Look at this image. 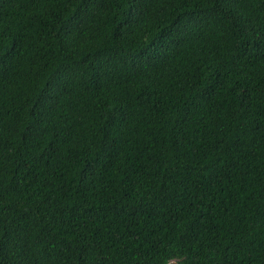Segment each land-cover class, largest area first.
<instances>
[{"label": "trees", "instance_id": "trees-1", "mask_svg": "<svg viewBox=\"0 0 264 264\" xmlns=\"http://www.w3.org/2000/svg\"><path fill=\"white\" fill-rule=\"evenodd\" d=\"M0 264H264V0H0Z\"/></svg>", "mask_w": 264, "mask_h": 264}]
</instances>
